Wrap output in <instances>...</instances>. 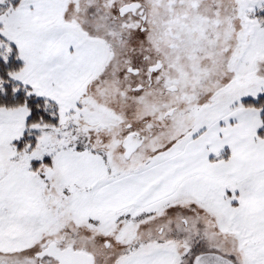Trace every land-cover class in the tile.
Returning a JSON list of instances; mask_svg holds the SVG:
<instances>
[{"label":"snow or ice","instance_id":"snow-or-ice-1","mask_svg":"<svg viewBox=\"0 0 264 264\" xmlns=\"http://www.w3.org/2000/svg\"><path fill=\"white\" fill-rule=\"evenodd\" d=\"M0 264H264V0H0Z\"/></svg>","mask_w":264,"mask_h":264}]
</instances>
